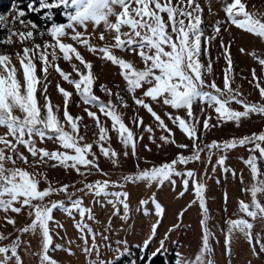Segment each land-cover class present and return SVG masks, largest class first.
Here are the masks:
<instances>
[{
    "label": "snow or ice",
    "instance_id": "6c2138e0",
    "mask_svg": "<svg viewBox=\"0 0 264 264\" xmlns=\"http://www.w3.org/2000/svg\"><path fill=\"white\" fill-rule=\"evenodd\" d=\"M35 0L28 4V8H34ZM17 16L14 20H19L24 26L23 29L13 28L5 37V43H12V37L16 36L23 46V53L19 51L16 57L23 69V80L17 76V68L12 63V57L9 53H0V126L7 128V131L0 134V210L5 213L14 211L15 213L27 212L31 218L30 223L19 228L20 233L32 232L35 234L39 230L42 237V246L40 252L39 264H59L51 255L49 249L53 243V235L50 227V221L54 219L53 210L59 207L69 215L73 210L79 213L80 221L76 227L80 230L81 236L85 241L84 251L89 254V264H113L111 260H104L100 257L99 245L96 243V233L90 224L85 223V215L93 217L90 207L83 203V196L72 199L73 193L87 189L97 196L113 195L114 197H123L122 200H113L114 204H123V215L127 219L130 214V205L127 201L128 193L123 191L109 192V185H121L125 181H146L150 186L153 182L157 186H162L167 180L175 184L174 176L183 177L185 189L189 185V179L195 177V170H180L176 167L178 163L187 164L190 160L201 158L200 153L204 150L198 143V124L194 105L203 103L206 106H212L218 114L217 118L224 121H235L240 123L241 118L249 117L251 114L264 115V103H249L241 98L238 89L232 87L234 76L231 73L233 66L232 55L230 52L229 41L226 45L221 39L220 43L224 46L227 68L224 73V86L220 87L213 79L211 82L205 79V76L212 72L211 56L208 57V63L204 64L200 57L207 51L205 43L210 46L212 36L207 37L205 41V30L203 27V8L200 0H40L39 9H47L43 13L51 23L46 27H40L31 20L21 19L25 15V9L17 7ZM54 8H62L65 22H56L54 17ZM227 20L239 28L249 31L264 39V13L248 10L245 0H226L223 5ZM209 10L211 8L209 7ZM167 20L165 19V14ZM114 17V19H113ZM6 18L0 15V22H5ZM222 21L217 20L212 26L213 33L219 34ZM103 25L106 32L112 34L114 43H104L98 45L92 42V37L96 34L95 29ZM91 25L93 31L89 32ZM169 28L171 29L169 31ZM71 29V31H69ZM124 29H127L125 31ZM105 31L99 33L100 40H107ZM48 35L50 40H43V43L37 42V37ZM64 37L70 39L94 54L101 56L112 63L118 65L121 74L126 80V90L132 95L136 105L147 109L148 113L155 118L158 126L166 129L169 133L173 130L168 127L164 118L153 108V103L171 106L174 109H185L190 119H185L178 113L167 112L166 115L173 123H178L194 143V151L185 156L178 153L177 157L171 161H165L159 165H153L149 168L140 169L133 173L123 175L121 179H97L93 182H85L84 189L72 188L69 191V184H58L54 186L46 173L29 171L25 167L16 166L17 160H23L29 163L28 156L20 150L23 145L34 157L30 162L32 164H43L45 158L54 159L59 165L65 168H72L81 175L89 173L95 168L96 171L108 175L104 169L100 168L98 157L93 150V144L85 141L84 135L80 132L83 117L73 115L68 109L69 98L73 95L71 91L57 83V89L63 94V116L65 121H61L59 116L60 105L53 104L48 93V68L54 67L64 80L75 86L77 94L89 105L98 106L100 113L108 116L112 120V128L117 131L120 140L125 148L131 145L133 153L136 152L137 139H142L143 134L139 136L133 129L125 123L123 113L118 110V105L111 98L108 101L101 99L93 91L96 76L93 71V62L85 58L74 43L66 42ZM27 41H31L29 46ZM120 49L135 53L143 62V67H136L133 60L123 56L116 55L113 49ZM59 49V54L57 52ZM241 51H244L242 48ZM255 53L253 52V55ZM49 55L51 59H49ZM62 55L63 59L72 62L74 59L80 62V66L72 63L73 70L78 73L79 78H73L71 73L65 71L57 62ZM42 61V71L44 76L37 75V64L35 60ZM264 65V58L256 57ZM253 70V76H255ZM44 83H41V81ZM148 85L144 88V85ZM257 86L262 97H264V86H260L259 80ZM38 87L43 90V103L37 97ZM109 97L115 95L120 104L128 107V102L119 90L115 93L111 88L101 84ZM137 89H141V94L136 95ZM151 101V102H149ZM236 101L243 106L242 110L230 106L231 102ZM88 116L93 118L99 128V138L96 144L99 145L103 155L110 159L114 164H119V153L109 144L105 147L103 141L110 140L108 129L103 126L100 116L91 108L86 109ZM203 111V109H202ZM211 116L203 120L205 129L209 127ZM66 124L71 130L66 129ZM133 124L137 127L143 125V117L138 114L133 118ZM149 132H153L151 125H145ZM12 137V139H9ZM57 138L59 144L65 149L49 150L45 147L37 146V138L41 141L46 138ZM155 139V136H151ZM173 137L161 134V140L171 141ZM85 141V142H81ZM251 144L249 149L253 154L250 155L246 163L249 165L255 182L250 189L251 201L240 200V208L246 213L249 220L244 216L228 221L230 227L226 237L227 251L231 253V234L239 230L243 232L249 240H253L254 222L257 218L264 221V202L260 197L264 196V173L261 172L258 160L264 158V131L253 132L251 135L242 137H233L226 141H212L204 148L209 150V158L214 148L220 147L227 151L237 145ZM182 147H188L182 145ZM7 149V151H6ZM259 150L261 157L254 153ZM127 151L125 155H127ZM226 156L221 155L218 163L224 164ZM12 166H7L8 163ZM83 166V168L81 167ZM227 171V168L225 169ZM186 173V175H185ZM235 174V170H233ZM243 181V175H241ZM46 186L41 187V182ZM193 191L199 199L201 208L204 211L203 243L195 259L186 258L180 252H177L176 264H215L214 259L209 258L214 251L209 244V230L207 228V206L204 197L206 185L193 179ZM63 192L70 203H65L61 199H49L53 194ZM183 195V193H180ZM155 204V210L162 215L165 211L164 206L156 199L155 193L149 198ZM149 200H141L140 203L147 205ZM119 212V208L116 209ZM148 209L145 208V212ZM182 215V213H181ZM5 220L13 225L16 224V218L5 215ZM157 223L152 225V236L155 235ZM62 226V225H61ZM175 227V225H173ZM91 233L92 248L87 247L88 236ZM0 232V241L6 240L8 236ZM149 236L144 241L145 246L152 239ZM21 237L18 235L9 243H0V264H23V258L19 252V243ZM119 244L120 242L117 241ZM125 245L127 241L123 242ZM62 248V245H56ZM111 247V245H108ZM164 247V240L160 242V247L153 253L161 251ZM260 249L264 251V239L260 242ZM69 253L72 252L68 248ZM129 251L127 247L119 251V255ZM95 252L96 259L91 255ZM135 264V262H133Z\"/></svg>",
    "mask_w": 264,
    "mask_h": 264
},
{
    "label": "rangeland",
    "instance_id": "374dc122",
    "mask_svg": "<svg viewBox=\"0 0 264 264\" xmlns=\"http://www.w3.org/2000/svg\"><path fill=\"white\" fill-rule=\"evenodd\" d=\"M29 3L32 0H26ZM40 0H35L34 8L36 10ZM226 0H200L203 8L205 41L207 37H214L210 46L205 43L207 51L204 52L200 59L204 64L208 63V57L211 56L212 72L205 76V79L211 82L213 79L220 87L224 86V73L227 68V61L224 54V46L221 45L222 39L227 45L230 41V52L232 55L233 66L231 73L234 76L233 88L238 89V94L247 102L264 103V97L261 96L257 81L260 86H264V65H262L256 57L264 58V39L257 35L243 30L238 26L232 24L227 20L226 12L223 5ZM230 2V0H229ZM248 5V10L253 12L264 13V0H245ZM18 7L17 0H0V15L6 18L5 22H0V53H9L12 57V63L16 65L17 76L23 80V69L19 60L16 57L17 51L23 53V44L19 42L16 36L12 37V43L3 42L9 31L13 28L23 29L24 26L20 24L19 20L13 18L17 16L16 8ZM209 7L211 10H209ZM19 8V7H18ZM43 10L40 14L44 17ZM165 19L167 20L166 13ZM23 19V18H21ZM114 19V17H113ZM221 20L222 26L220 33L214 34L212 26L217 20ZM27 20V19H24ZM127 31V29H124ZM171 29L169 28V31ZM71 31V29H69ZM92 32L91 25L88 29ZM105 31L101 24L95 29V35L92 37V42L98 45L104 43H114L112 34L105 31L107 40H100L99 33ZM48 35L37 37V42L43 43V40H50ZM66 42L74 43L81 51L86 59L93 62V71L96 76L93 91L101 97V99L108 101L110 98L118 105V110L123 113V119L134 133L138 136L143 134L142 139H137L136 152L133 153L131 145L125 148L124 144L119 138L116 130L112 128V120L110 117L100 113L98 106L89 105L77 94L75 86L64 80L60 73L52 66L48 68L47 82L48 95L51 97L53 104L60 105L59 116L61 121H65L63 116L64 98L63 94L57 89V83L73 93L68 101V109L73 115H80L83 117L80 127V132L85 137L86 142L93 144V150L96 152L100 168L104 169L108 175L92 169L91 172L81 175L72 168H65L59 165L54 159L45 158L43 164L30 163L34 157L27 151V149L20 145V150L28 156L29 163L23 160H17L16 166L25 167L29 171H39L46 173L48 178L53 181L54 186L58 184H69V191L74 187L75 189H84L85 182H93L97 179H121L123 175L136 172L140 169L149 168L153 165H159L165 161H171L177 157L178 153H183L185 156L190 155L194 151V143L182 129L178 123H173L166 115L167 112L174 114L178 113L186 120L190 119L185 109H174L171 106L153 103V108L164 118L168 127L173 131L169 133L166 129L158 126V122L147 109L136 105L132 99V95L126 90V80L121 74L120 67L110 60L102 58L86 49L70 39L64 37ZM29 46L32 42L27 41ZM244 51H241V49ZM59 49L57 52L59 54ZM116 55L123 56L127 59L133 60L136 67H143V62L135 53L122 51L118 48L113 49ZM253 52L255 53L253 55ZM49 59L51 56L49 55ZM60 66L67 72L71 73L73 78H79L72 68V63L80 66L78 60L72 62L63 59L62 55L57 61ZM37 64V75L43 77L42 61L35 60ZM253 70L256 75L253 76ZM41 83H44L42 80ZM106 85L115 93L117 90L121 92L128 102V107L120 104L118 98L109 95L101 89L100 85ZM148 85H144L146 88ZM141 89H137L136 95L141 94ZM44 92L38 87L37 97L43 103ZM151 102V101H149ZM231 107L242 110L243 106L236 101L231 102ZM91 108L100 116V121L104 127L108 129L110 140L103 141L105 147L109 144L119 153V164H114L110 159L106 158L100 151L99 145L96 144L99 138V128L96 121L88 116L86 109ZM203 109V111H202ZM196 117L199 119L198 124V143L204 150L200 153L201 158L198 160H190L187 164L178 163L176 167L180 170L193 169L195 170V177L189 179V185L185 189L183 185V177L174 176L175 184L165 181L162 186H157L153 182L150 186L146 181H125L121 185H109V192L123 191L129 195L127 201L130 205V214L127 219L123 215V204H114L113 200H122L123 197H114L113 195H99L89 192L87 189L83 191H76L73 193L72 199L78 196H83V203L86 207H90L93 212V217L89 218L85 215V223L90 224L96 233V243L99 245L100 257L104 260H111L112 262L123 254H128L133 262L138 263L144 254L152 255L160 247V242L164 240V247L161 252L167 254L172 253L177 260V252H180L186 258L195 259L196 254L200 251L203 243L204 224L201 221L204 219V211L201 208L199 199L193 191V179L198 180L206 185L204 189V197L207 206V228L209 230V244L214 250L209 258L214 259L215 264H264V251L260 249V242L264 239V221L259 218L254 222L253 240H249L243 232L239 230L233 231L231 234V253L227 251L226 237L228 236V229L230 227L228 221L230 219H237L244 216L251 220L240 208V200L246 202L251 201L250 189L255 182L249 165L246 163L247 158L253 153L250 152L251 144L237 145L234 148H229L225 151L223 148L217 147L212 149L209 158V150L204 148L205 145L211 144L212 141H226L233 137H242L251 135L253 132L259 133L264 131V115L251 114L249 117L241 118L239 124L235 121H224L218 119V114L214 107L206 106L203 103L194 105ZM143 117V125L137 127L133 124L135 115ZM211 116L209 120V127L207 129L203 126V120ZM145 125H151L153 132H149ZM66 129L71 130L70 126L66 124ZM7 131V128L0 126V134ZM161 134L171 136V141L161 140ZM155 139H151V136ZM12 139V137H9ZM85 141H81L82 143ZM187 145L188 147H182ZM2 146V145H0ZM37 146L45 147L49 150L65 149L59 144L57 138H46L41 141L37 138ZM7 151V149H6ZM127 151V155L125 152ZM257 157H261V153L257 150L254 153ZM221 155L226 156L224 164H219L218 160ZM258 164L262 173H264V158L258 160ZM9 167L12 164L9 162ZM83 168V166H81ZM227 168V171L225 169ZM235 170V174H233ZM186 175V173H185ZM243 175V181L241 180ZM264 179V176H261ZM41 187L46 186L41 182ZM155 193L156 199L164 206V213L158 214L155 210V204L149 199ZM180 193H183L181 195ZM63 192L53 194L49 199L65 200V203H70ZM261 202H264V196L260 197ZM141 200H149L147 205L141 204ZM119 208V212L116 209ZM145 208L148 209L145 212ZM182 213V215H181ZM5 215L16 218V224L13 225L5 220ZM54 219L50 221V227L53 235V243L49 249V255L53 256L59 264H89V254L84 251L85 241L81 236L80 230L76 224L80 221V215L73 210V214L69 215L64 210L57 207L53 210ZM31 218L27 212L15 213L9 211L5 213L0 210V232L6 235L11 233L6 240L0 243H9L16 236H20L19 252L23 258V264H39V252L42 246V237L37 230L35 234L32 232L20 233L19 228L25 224L30 223ZM155 235L152 236V225L157 223ZM62 225V226H61ZM175 225V227H173ZM88 236L87 247L92 248L91 233L86 231ZM152 236L151 241L145 246L144 241ZM117 241L120 243L118 244ZM127 241L125 245L123 242ZM56 245H62V248H57ZM111 245V247H108ZM127 247L129 251L119 255V251ZM68 248L72 252L67 251ZM92 259H96L95 252L91 255ZM12 264H15L13 261Z\"/></svg>",
    "mask_w": 264,
    "mask_h": 264
},
{
    "label": "trees",
    "instance_id": "16d2710c",
    "mask_svg": "<svg viewBox=\"0 0 264 264\" xmlns=\"http://www.w3.org/2000/svg\"><path fill=\"white\" fill-rule=\"evenodd\" d=\"M18 7L25 9V15L21 18L31 20L35 22L40 27H46L51 23V21L46 17H41L40 14L43 10L35 11L28 8V2L26 0H17ZM53 19L56 22H65L66 18L63 15L62 8H54ZM132 261L131 257L128 254H123L121 257L113 261V264H130ZM136 264H176V259L172 253H163L161 251L157 252L155 255L148 256L144 254L140 261Z\"/></svg>",
    "mask_w": 264,
    "mask_h": 264
}]
</instances>
